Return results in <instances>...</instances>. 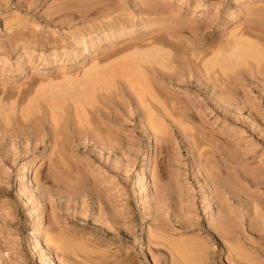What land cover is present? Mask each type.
Segmentation results:
<instances>
[{
  "label": "rangeland",
  "instance_id": "rangeland-1",
  "mask_svg": "<svg viewBox=\"0 0 264 264\" xmlns=\"http://www.w3.org/2000/svg\"><path fill=\"white\" fill-rule=\"evenodd\" d=\"M0 264H264V0H0Z\"/></svg>",
  "mask_w": 264,
  "mask_h": 264
}]
</instances>
